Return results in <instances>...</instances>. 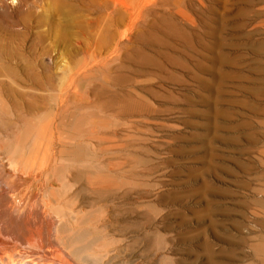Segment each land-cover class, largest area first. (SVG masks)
I'll use <instances>...</instances> for the list:
<instances>
[{"label": "rangeland", "instance_id": "374dc122", "mask_svg": "<svg viewBox=\"0 0 264 264\" xmlns=\"http://www.w3.org/2000/svg\"><path fill=\"white\" fill-rule=\"evenodd\" d=\"M144 2L132 28L106 0H0V164L28 125L47 129L54 162L76 114L116 186H55L78 194L89 264H264V0ZM41 191L0 192L48 216Z\"/></svg>", "mask_w": 264, "mask_h": 264}, {"label": "bare ground", "instance_id": "6f19581e", "mask_svg": "<svg viewBox=\"0 0 264 264\" xmlns=\"http://www.w3.org/2000/svg\"><path fill=\"white\" fill-rule=\"evenodd\" d=\"M106 4L111 5L115 11L122 12L125 16L126 21H128L129 26L133 28L138 24V21L142 19L146 3L144 2V0H106ZM63 106L64 104L62 105V109ZM15 108L14 110H16ZM63 112L65 113V111ZM88 112L84 117L81 116L84 124L88 119H90L91 121L94 120L92 118V115L90 116ZM1 115H3V112ZM5 115L7 116V114ZM61 115L62 114H60V116ZM58 116L59 114L57 113L56 118H58ZM77 116L75 114L73 116V121L71 122L70 120L71 123L69 122L68 124L70 125L68 126L70 128L69 130H67L70 131V135L68 134L67 138L61 139L58 142V147L56 149L52 148L54 150L55 156L54 162L52 163L50 162V159L48 157V149L44 148V144L41 141L42 137H45V135L47 134L46 128L33 129L28 125L27 127H24L19 131L17 137L15 135L16 138L15 140H13L11 145L9 144L8 146H5V148H7L6 151H8V157H10V160L9 163L6 164L7 166H4V164H0V191H2L3 194L5 191L9 192V194L12 193V195L10 194L11 197H9L10 199H12V196H16V194L21 193L22 188L25 187V185H27L29 181H31L32 185H40V187L42 188V193L40 195L43 196V200L51 207L52 211L51 214L47 216L46 214L42 215V212L45 211L43 207V211L40 209L38 211L35 208V210H30L28 208L30 211H28V213L27 211H23L25 208L20 211L22 207H18L20 211L18 212L16 211L18 210L16 209L17 207L14 211V207L12 210V207L10 209V207L8 206V203H10L11 201L5 203L7 204L6 210H8L9 208L11 211L2 210V208L5 207V204L3 203L4 200L8 199L6 195L9 196V194L2 196L3 194L0 192V201H3L1 205L4 204L0 209V211L2 210V213L0 212V264H17V262H20V264H70L72 260L89 264V258L93 257V248L97 241L93 238L94 236H91L92 234H90V231H88L86 228H80L83 226V223L85 224L87 222V220L86 218H83L79 213V209L81 208H79L76 203L78 195L77 192L73 193V195L68 196V198L65 200L64 198L67 196L64 197V194H61L62 191H57L58 188H56L55 190V186L57 187V185H63L64 187L66 186V188H68V185H70L71 190H73L72 186L76 185L79 180L82 179L85 180L86 184L88 185L87 189H85L87 190L88 195L92 194L94 196V194L96 193L98 196L104 197L105 195H109V193L114 192L112 191L113 186H115H112V172L110 173L106 169V167L100 168L98 171H94L93 164L87 161V158L92 151L91 144L86 142H84L83 144L77 143L76 138L81 135L79 129L77 128ZM3 119L5 120V117ZM20 122L24 121L22 120ZM11 123H13V121ZM18 125H20V123H18ZM91 130L87 128L84 131V134L87 135V138L90 141L92 139ZM16 131H14L15 134L18 132ZM55 135L57 134L55 133ZM2 136L3 135H1V137ZM33 136H35V142L27 153L28 156L25 157V155H23L25 153V147L30 144L31 141L27 145L29 139ZM51 136L53 135L51 134ZM2 148L3 147L1 145V153ZM28 148L29 147H27L26 149ZM94 151L95 150H93L92 152ZM1 158H3V155L1 156ZM58 158L66 159L67 163L64 165L62 163V166L61 164L59 165ZM6 167H8V169ZM48 172H54L51 178L49 177L50 179L47 177ZM69 175L71 176V178L69 177ZM92 185H97L98 188L92 189ZM60 189L62 190V186L60 187ZM63 190L65 189L63 188ZM32 192L34 193V191ZM20 197L22 196L20 195ZM31 198H33V194ZM23 199L24 198H19V201H17L21 204ZM101 201H103V199ZM29 202H31V200ZM32 202L30 205H32ZM21 205H24L23 202ZM28 207L30 206L28 205ZM48 222H51V224H49ZM71 224L75 225V227H72ZM258 242L259 243L257 245L255 244V250L263 255L262 261L264 262V237L261 239V241ZM100 244L102 245V243ZM2 254H6V256H2Z\"/></svg>", "mask_w": 264, "mask_h": 264}]
</instances>
